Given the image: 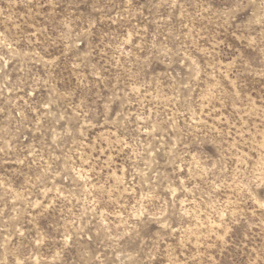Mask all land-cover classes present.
<instances>
[{"label":"rangeland","instance_id":"1","mask_svg":"<svg viewBox=\"0 0 264 264\" xmlns=\"http://www.w3.org/2000/svg\"><path fill=\"white\" fill-rule=\"evenodd\" d=\"M0 264H264V0H0Z\"/></svg>","mask_w":264,"mask_h":264}]
</instances>
